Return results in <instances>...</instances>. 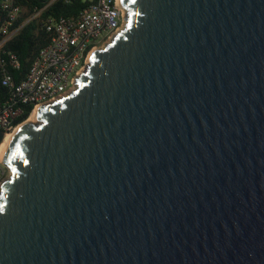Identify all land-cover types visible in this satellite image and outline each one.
Instances as JSON below:
<instances>
[{"label":"water","instance_id":"obj_1","mask_svg":"<svg viewBox=\"0 0 264 264\" xmlns=\"http://www.w3.org/2000/svg\"><path fill=\"white\" fill-rule=\"evenodd\" d=\"M121 4L0 157V264H264V0Z\"/></svg>","mask_w":264,"mask_h":264},{"label":"built area","instance_id":"obj_2","mask_svg":"<svg viewBox=\"0 0 264 264\" xmlns=\"http://www.w3.org/2000/svg\"><path fill=\"white\" fill-rule=\"evenodd\" d=\"M53 1L48 0V4ZM78 1L83 2V7L76 14L49 16L45 20L50 40L39 50L27 75L16 79L9 66L18 67L19 60L4 47L21 28L17 22L24 5L19 0H0V9L6 14L0 25V130L5 134L20 124L16 121L28 107H32L31 114L37 106L74 91L77 78L91 64L93 51L111 41L125 26L128 12L122 0ZM10 176L9 167L0 160V189Z\"/></svg>","mask_w":264,"mask_h":264},{"label":"trees","instance_id":"obj_3","mask_svg":"<svg viewBox=\"0 0 264 264\" xmlns=\"http://www.w3.org/2000/svg\"><path fill=\"white\" fill-rule=\"evenodd\" d=\"M19 1L24 5L23 15L17 22L21 28L6 42L4 47L19 60L20 65L18 67L9 66V71L16 79H22L27 75L39 50L50 40V34L45 27V20L49 16L76 14L83 7V2L78 0H54L50 4H48V0ZM38 11L40 13L31 18ZM29 18L31 19L28 20ZM5 20L6 14L0 9V25ZM31 110L32 107H28L16 123L26 120Z\"/></svg>","mask_w":264,"mask_h":264},{"label":"bare ground","instance_id":"obj_4","mask_svg":"<svg viewBox=\"0 0 264 264\" xmlns=\"http://www.w3.org/2000/svg\"><path fill=\"white\" fill-rule=\"evenodd\" d=\"M126 25V24H125ZM124 28V27H123ZM121 31V30H120ZM112 41V40H111ZM109 41V42H111ZM108 43V42H107ZM106 45V44H105ZM104 45V46H105ZM103 46V47H104ZM102 47V48H103ZM38 109H39V106H37L33 111L32 113L30 114V116L22 123H20L19 125H17L13 130L7 132L5 135H4V138L0 144V157H4L11 142L14 140V138L16 137V135L18 134V132L21 130V128L23 127L24 124H26L27 122L29 121H33V123H36L39 121V118H38Z\"/></svg>","mask_w":264,"mask_h":264}]
</instances>
